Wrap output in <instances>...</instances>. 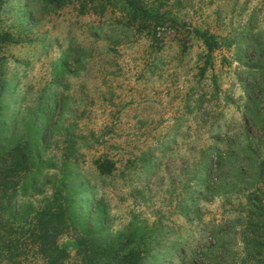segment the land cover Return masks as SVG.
<instances>
[{
  "label": "rangeland",
  "instance_id": "1",
  "mask_svg": "<svg viewBox=\"0 0 264 264\" xmlns=\"http://www.w3.org/2000/svg\"><path fill=\"white\" fill-rule=\"evenodd\" d=\"M258 32L263 41L264 0H0V132L17 143L43 124L51 160L35 185L34 170L0 155V264L45 263L29 224L68 173L116 229L138 225L154 264L188 263L217 237L236 238L239 257L257 264L244 242L254 199L209 171L250 135L264 159V133L244 119L248 85L264 88L247 41ZM76 237H57L64 264L78 263Z\"/></svg>",
  "mask_w": 264,
  "mask_h": 264
},
{
  "label": "trees",
  "instance_id": "2",
  "mask_svg": "<svg viewBox=\"0 0 264 264\" xmlns=\"http://www.w3.org/2000/svg\"><path fill=\"white\" fill-rule=\"evenodd\" d=\"M61 0H45L46 6L51 7L58 4ZM131 6L136 9L135 3ZM138 9V7H137ZM138 14L150 16L148 10L143 7L138 9ZM262 33L258 32L247 37V41L252 44V57L255 54L259 57L258 68L264 75V40H261ZM8 37L0 34V42H4ZM212 49V44H210ZM254 55V56H255ZM259 82L255 85H248L250 95L245 109V127L254 129L259 135L264 133V88ZM256 86L259 88L256 93ZM6 88L5 83L2 84ZM3 108L2 98L0 97V110ZM45 109V108H44ZM1 114V112H0ZM49 116L45 112L36 115L35 120L42 121ZM15 122V120H14ZM19 124L15 131L19 130ZM44 125L40 124L38 131L30 128L25 131L23 138L17 143L10 142L6 129L0 132V155L2 157L16 158L20 166L34 170L35 174L29 183L37 185V175H39L47 164L51 161L43 152V144L40 135ZM18 136L17 133L12 134ZM27 140L22 144L24 138ZM15 138V137H14ZM255 138L251 135L245 138V145L240 150L231 148L230 154L219 152L216 163L210 169V176L217 177V186L228 189H243L248 193L249 199H254L255 209H251V218L246 221L250 234L244 240L246 248L250 250V255L257 258L256 263L262 264L264 258V194L258 187L264 176V159L261 157L260 147L256 150L251 147L255 143ZM240 157L245 163H240ZM4 168V166H3ZM4 173V172H3ZM8 175L4 173L2 184L7 180ZM86 182L77 174H63L55 183V192L51 206L45 207L41 211H36L29 224V234L37 239L39 250L41 251L44 264H64L71 259L67 247L58 243L57 237L66 232L77 234V260L79 264H154L156 254L150 249L145 237H138V225H123L116 229L111 223L110 211L103 201L88 199L91 194L85 195L83 185ZM87 184V183H86ZM87 190V189H86ZM87 199V200H86ZM85 200V201H84ZM16 211V210H15ZM14 211V212H15ZM17 212L21 213L20 208ZM223 232V230H221ZM219 236V232L215 231ZM231 240V241H230ZM223 239L217 237L216 242L204 250L198 251L195 256L185 264H252L249 257H239V253L234 246L236 238ZM7 245L0 246L1 249ZM261 257V258H258ZM77 263V264H78Z\"/></svg>",
  "mask_w": 264,
  "mask_h": 264
}]
</instances>
